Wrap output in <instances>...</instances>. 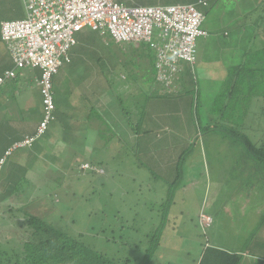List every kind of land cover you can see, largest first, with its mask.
I'll use <instances>...</instances> for the list:
<instances>
[{
  "label": "rangeland",
  "instance_id": "rangeland-1",
  "mask_svg": "<svg viewBox=\"0 0 264 264\" xmlns=\"http://www.w3.org/2000/svg\"><path fill=\"white\" fill-rule=\"evenodd\" d=\"M141 1L144 2L138 1L132 4L176 3L174 0ZM120 2L131 4L128 0H120ZM212 5V7L203 11L202 24L205 28H208L215 19H218L217 15L222 16L219 19L224 25H227V23L237 24L239 19L244 20V18L250 22V18L253 19L255 17L254 11L256 7H258V10L256 9V19L258 14H264L262 0H240L236 3L240 13L237 10L234 11L236 5L230 0H212ZM11 8H17L21 12L16 17H24L25 12L22 1L7 0L0 7V20L11 18L7 16ZM248 12L249 15L246 16L245 14ZM249 22H242L245 23L247 28L240 31L246 32L242 36V43H245V45L246 40L251 38V33L248 34L247 30L255 28ZM226 27L229 26L227 25ZM259 30H261V27ZM262 32L264 33V30ZM253 34L256 37L258 33L255 32ZM92 36V40L90 39L87 42L89 45H93L90 57H88L93 60L92 64H98L100 60L99 65H115L114 71L118 70L119 74L116 75V72H114L113 74L110 73V76L113 78L114 87L117 83L120 84L119 91L121 95H126L132 89L144 94L143 88H149L154 82L152 65L145 66L146 63H153L152 55H154L155 50L152 42L130 41L114 43L108 35L100 37L99 34L92 33ZM229 40L228 38V42ZM255 41L258 42L259 38H256ZM240 42L241 36L237 40L235 49L239 47ZM196 44L198 56L204 54V62H196L195 71L192 70L190 64L181 63L190 82L182 93L179 94L181 90L178 89V94H176L178 97H174L171 101L172 103L168 101L163 103L167 106L168 112L164 114V118L168 123L167 127L162 132H159L161 133L159 145L163 148L167 147V149L165 148L166 151L172 150L175 145H178L177 147L183 151L185 148L183 145H188V141H196L197 145L193 154H189L191 157L188 158V155V159L179 166L182 169L189 170V172H186V176L180 179L182 180L181 183L185 184H166V179H162L157 172L159 169L154 168L147 170L151 174L146 179L147 184L144 182L145 175L144 177H137L133 181L131 170L136 166H131V160L133 164H136L138 161L144 160V154H139L138 159L136 156H132L130 148L131 132L127 127V121L121 119L123 124L120 125L125 126L124 129L116 124L118 118L112 120L115 123L114 125L111 123L112 129H107L109 130L108 134H113L112 141L108 145L101 146L99 141L98 148L94 146L97 142L96 138L99 139V134L94 132V130L89 131L88 136L95 138V142L92 144V147H95V153L97 154L98 152L100 154L101 152L99 162L98 160L96 162L102 166L97 169L102 174L94 175V179L89 181L87 172H81V169L72 170L73 166L76 168L78 163L84 162L86 158L84 154L90 152L89 148L85 145L83 148L76 142L73 145L66 143L59 127V120H57V123L51 124L48 130L36 139L32 148H18L13 153V156L18 158V162L21 161L24 165L26 164L25 167L29 166L25 168L27 170L26 181L31 184L26 187V192L20 189L16 195L7 193L2 196V201H0V241L6 238L15 239L14 243L17 244L24 241L29 233L26 231V218L24 215L28 213L41 217L57 229L68 232L71 235L77 236L82 233L83 241L95 250L112 259L130 257L131 264H142L143 259L141 257L147 251L146 249L150 243L147 242L145 235L150 237L153 235L156 239H159L158 234L162 229L157 246L158 250L156 249L153 252L154 257L151 264H194L202 253V251L200 252V247H204L206 244V237L207 239L210 238V231L204 230L208 221L205 225L201 223V215L198 214L201 208L207 213H213L215 217L214 227L216 223L227 220L225 209L234 210L235 212L243 210L248 212V214L251 213L255 203L258 202L255 199H259L258 196L260 194H262L261 197L264 196L263 165L252 159L243 148H232L233 146H241L235 138L237 132L239 134L242 133L240 128H235V130L232 128L234 136L232 139L227 137L225 142L217 137L218 134L214 131L215 128L203 129L205 123L202 119H205V107L199 104L200 114L197 112L198 96H200L199 102L201 104H207L206 101L214 97V107L209 112L215 122L229 126L230 122H235L236 125L237 120L243 119L244 110L238 113L237 116H233V111L237 109V105L229 103V107L227 106V100L229 101L227 95L233 83V76L229 70L234 65L235 57L241 51L239 49L236 53L231 50L224 52L223 62L220 64L224 67L220 68L215 65V60L220 59V53L216 51L217 48H213V44L209 43V41L204 42L202 37L197 40ZM10 58L8 51L5 50L0 41L1 66L10 65ZM144 58L146 60H143ZM125 65H127V68L130 67L128 69L129 79L125 78L126 73L124 71L127 69ZM64 67L60 69V73L54 75V85L56 81H68L69 78L64 72ZM16 73L18 74L16 80L9 79L10 81L0 87V145L8 143L11 145L12 141L19 137L20 132L30 129L32 125L36 126L35 124L41 114L39 87L36 83L39 72L35 69L22 68L18 69ZM194 74L196 79H191ZM214 74L219 80L214 77ZM131 78L138 83L131 84ZM216 79L219 81L217 86H215ZM76 80V84L79 83L78 87L80 88L81 83L78 79ZM7 99L13 100V104L10 103L5 110ZM179 100H182L181 107L180 104L174 107L173 104H178ZM127 101L128 98L126 96L118 98L121 106H126ZM177 107L178 110H176ZM145 111L148 112L149 110L146 108ZM177 111L184 116H190L191 123L196 128V133H199V131L203 132L200 137H196L197 140L196 138L189 140L192 137L190 133L192 127H182L181 132L180 128H177L178 123H180L176 117ZM194 111L198 113L199 117L197 115L194 116ZM170 114L173 116H170ZM158 122L162 121L158 120ZM239 122H243L241 124L245 126V121L241 120ZM67 123L70 122L66 121ZM108 134L105 136L108 137ZM90 138L85 139L89 141ZM50 139L52 141H49ZM90 143H92V139ZM196 143L192 142L191 148ZM87 144L89 143L87 142ZM229 144L232 147H229ZM165 155L168 156V153ZM172 155L170 154V156ZM9 159L11 160V157ZM68 164L70 165V167L68 166L69 168L67 167ZM165 167L169 168L168 163L165 164ZM104 170L105 173H103ZM4 172H6L5 166L2 173L0 172L1 176ZM253 173L258 179L252 176ZM154 174L158 175V177L153 176ZM149 178L164 184L158 185L152 181L149 182ZM18 181H23V179L18 178ZM0 189L2 190L3 188L1 187ZM88 189L92 190V192H89ZM161 196H174L175 198L176 204H171L167 212L168 217L170 214H175L177 209H181L182 212L179 213L178 217H175L177 222L174 229L170 227L172 223L168 224L166 222V225H161L158 232L148 233L150 229L148 221L159 220L160 217L150 216L149 210L145 212L140 210L143 209L144 200L148 204L154 205L156 204L154 203L156 199L161 201ZM165 200L162 203H165ZM131 204L133 205L132 210L135 212L134 215H138L134 216L133 228L135 227L137 230L139 228L138 232L133 234V237H131V224L128 223L126 225L130 227L126 226L123 230L121 229V226L125 225L123 222L132 221ZM210 206L212 207L210 208ZM10 209L12 210L11 212H9ZM2 216L6 217L4 221L1 219ZM212 230L223 231L224 229L216 227L212 228ZM261 231H264V229L257 225L248 232V234L252 235L247 240L249 248L257 243L259 244L256 247L263 244L261 242L264 240V235L261 237ZM219 233L220 235L224 234V232ZM213 234H215L214 231ZM218 239L223 238L220 236ZM134 244H138L139 247L137 249L134 248ZM150 244L152 246L153 241ZM133 254L136 256L133 257ZM156 259H160L159 262ZM243 261L245 262L243 264H258L259 257H252L251 254H247Z\"/></svg>",
  "mask_w": 264,
  "mask_h": 264
},
{
  "label": "crops",
  "instance_id": "crops-1",
  "mask_svg": "<svg viewBox=\"0 0 264 264\" xmlns=\"http://www.w3.org/2000/svg\"><path fill=\"white\" fill-rule=\"evenodd\" d=\"M128 1H129V3H131V5H136V4H132V3H135L138 1L144 2L141 0H128ZM208 1H209V3L212 2V0H208ZM230 1H233V2L235 1V3H237L240 0H230ZM6 2H7V0H0V7L3 4H5ZM22 4H23V2H22ZM153 4H155V5H167V4H160V3H153ZM23 8H24V12H25V15H24V17H25L26 16V9L24 7V4H23ZM236 8L239 9V7L237 5H236ZM207 9H203L201 11H206ZM19 14H21L19 9L11 8V11L7 13V16H10L11 18L1 19L0 23L3 20H12V19L24 18V17H16ZM248 15L249 14H247L246 16H248ZM254 16L255 17L253 19L250 18V22L248 21V19H245V18L242 21L249 22L253 27H255V23H256V21H258V18L256 19L257 11H254ZM238 21H240V19ZM227 25L229 26V27H227L228 29L227 30L223 29L220 32H216L215 30L211 29L210 25L208 26V28L204 27V29H206L208 31V34H207V36L202 37L204 39V42L209 41V43L213 44V48H217L216 51L217 52L219 51L220 59L215 60L216 61L215 65L219 66L220 68L224 67V66L222 67L220 65L223 62L222 58H223L224 52L231 50L232 52L235 51V53H236L242 46L241 44H242L243 34L244 33L246 34V32L232 33V31L238 27L236 23H233V24L227 23ZM245 28H247L246 25L244 27H242L243 30ZM229 30H230V32H229ZM92 33L99 34L100 37H103V35L100 34L99 32L86 33V36L81 37V38H80V36H79L80 34H79L77 36V42L79 43V46H78V48H76L75 53L71 52L70 62L65 64V67L63 66L64 72H66L69 79L67 82L64 80H62L61 82H57V81L55 82V88L57 90L56 96H55L56 101H57L56 102V104H57V106H56L57 111L56 112H57V114H59L60 117H63V119H65L67 122H70L71 124L77 123L82 128L86 127V126H84L85 125L84 123H86L85 120L86 121L89 120L88 115L92 114L96 111L101 112L102 115L105 117V119L109 120V122L112 123L113 125L115 123L112 122V120L118 118V121L116 122V124L118 126H121L120 124H123L121 119L126 121L127 118L123 114V112L120 110V106H119V102H118V95L120 94V91H119L120 84L117 83L116 86L114 87L113 83H112L113 78L110 76V73L113 74L114 72H116V75H118L119 72H118V70L114 71L115 65H113V66H111V65L110 66L109 65L108 66H106V65L102 66V64L99 65L100 60L98 61V64L97 63L94 65L92 64L93 60L88 58V57H90L91 52L86 51V46H85V44L88 41H90V39L92 40V37H93ZM105 35H108V34H104V37H105ZM240 36H241L240 45L238 48L235 49V46L237 45V40H239ZM262 36H263V34H260V33L257 34L256 38H259V41L257 42V45H256L257 47H262V46H260V45H262V43H261L262 42ZM156 37H157V35L155 34L153 37L154 43L159 42V40ZM228 38L230 39L229 42H228ZM0 41H1V44H3L5 50H7L5 43L1 39V35H0ZM8 55L10 56L9 52H8ZM208 58H209V56H208ZM235 59H234V61H235L234 65L232 66L231 70H229V71H231V73L237 71V68H238V66H237L238 63L236 62ZM10 60H11V64L8 66L2 67L1 63H0V74L3 71L10 69L13 66L12 59L10 58ZM143 60H146V58H144ZM196 62H198V63L204 62V54H202V55L200 54L198 56V50H197V55H196V59H195L194 63L190 64L192 66L193 71H195ZM91 65H93V66H91ZM215 74H216V71H215ZM215 74H214V77H215ZM156 75H157V73H156ZM154 77H155V75H154ZM116 78H117V76H116ZM193 78L196 79L195 74L191 77V79H193ZM215 78H217L219 80V78L217 76ZM76 79H78V81L81 83L80 88L78 87L79 83L76 84L77 83ZM155 79L156 80L153 82V84H151V86L149 88L148 87L143 88V90L146 94L145 93L141 94L139 92H136L138 90H135V89L131 90V147H134L138 141L140 143V147H138V148L143 150L145 155L147 153L154 152L153 157L152 158L149 157L150 158V160H149L150 166L146 165L145 167H140L139 168L140 170H138V174L132 172L133 174H131V175H132V178H136L135 177L136 175H137V177H144V175H145L146 177H144V178L147 179L151 175L148 173L147 170L153 169V168L159 169V171H157V172L160 174L162 179H166V182H165L166 184L168 183L170 185H173V184L178 185L182 181L180 179L184 178L186 176V172H189V170L188 169H182V167H178V169H177V167H176L177 166V160L179 159L180 155L184 152L186 153V155L184 157V161H186V159L191 157V155H189V154H193V151L197 145L196 141H193L191 139L196 138V137H200L201 134H203V132L199 131V133H196V128L191 123L192 120H191L190 116L189 115L184 116L182 113H179L177 111L176 117L178 118V121L181 123V124L178 123L177 128H180V132L182 131V127H184V128L185 127H192L191 132H190L192 137L189 139V140H191V142L188 141L189 142L188 145H186V146L183 145V147H185L183 149V151L177 147L178 145H175L172 148V150H170V151L165 150V148L167 149V147L163 148L159 145L160 144L159 137L161 136V133H159V132H162L163 129L167 127V125H165V123L163 121L164 120L163 118H164V114H166L168 111L166 109L167 106L164 105L163 103L165 101L172 103L171 101L173 100V98L178 97L176 95V94H178L177 93L178 89L181 90L179 92V94L182 93L184 91V88L186 87L187 84H189L190 81L188 80L189 79L188 75L186 74V72H184V67L182 65L180 66V70L177 73H175L174 76H172L170 78V82H169L170 84L168 86H165V85L163 86V84H161L157 80V78H155ZM217 79L215 82V86H217L218 82H219ZM10 80H12V79H10ZM10 80H6L5 82H3V84H1L0 87L4 86L5 83L7 81H10ZM13 81H14V79H13ZM36 83H37V81H36ZM132 83H138V82L131 78V84ZM116 91H117V93H116ZM162 91L164 92V94L162 93ZM7 93H10V92H7ZM166 95H169V96L167 97ZM164 97H167V98H164ZM197 98H198V105H197L198 111H197V109H196V111L200 114L199 104H200V106L205 107V109H204L205 119H202L205 123L204 128H203L205 130V128H207L208 126H211V123L215 122L214 118L211 117V113L209 112V111L213 110L215 98L214 97L209 98V100L206 101L207 104H204V103L201 104V102H199L200 96H198ZM116 99H117V102H116ZM234 99L235 98H233V101L231 98L229 100L232 101L233 104H235ZM10 103L13 104V100L7 99V104L5 105V110H6L7 106L10 105ZM181 103H182V100H179L178 104H173V106L175 107V106L180 104V107H181ZM85 107H86V109H85ZM146 108L149 110L148 112L145 111ZM176 110H178V107ZM196 111H194V116H196V115L198 116V113ZM170 116H173V115L170 114ZM40 118H41V116H39V119ZM93 120H95V119H93ZM96 120H97V118H96ZM158 120H161L162 122H158ZM70 123H67V125H70ZM36 126L32 125L30 129H27L25 131L20 132V135H18L19 138L14 139L12 141L13 143H12V145H10V147H9V143L8 144H2L5 147L8 146L9 148H7V149L11 148L12 150L10 151V153L8 155H4L5 160L2 163L0 170L3 168V166H5V168H6L8 162L10 161V159L8 158L9 155L13 156V153L16 150L15 148H13L14 145L16 143L22 141L25 137L31 136L32 132L35 131ZM121 127L125 129V126H121ZM146 130H151V132L146 133L145 132ZM94 131L96 132L95 129H94ZM214 131L217 132L218 138H220L221 140H223L225 142L227 141V135H225L222 131H217L216 129ZM66 134L69 135L70 132L66 131L64 134V137L67 136ZM38 137L39 136H37L35 138V140ZM68 138L69 137L67 136V139ZM85 138L88 139L90 137L88 136V137H84V140L82 139L83 144L87 147L88 146L87 142L90 143L91 138L89 139V141H86ZM92 139L94 141L92 140V143H90V144H94V142H95V138L93 137ZM196 140H197V138H196ZM49 141H52V140L50 139ZM192 142L196 143V144L194 147L191 148ZM34 143H35V141L32 142V146L34 145ZM24 146H21L18 148H23ZM32 146H31V148H32ZM229 147H232V145L229 144ZM232 148L240 149V148L234 147V146ZM166 153H168V156L165 155ZM170 154H173V155L170 156ZM147 156H148V154H147ZM187 156H188V158H187ZM183 162L181 163V165L183 164ZM167 163L169 165V168L165 167V164H167ZM252 176L258 179V177L256 175H254V173L252 174ZM153 178H155V177H153ZM149 180H150V178H149ZM152 182L157 183L158 185L164 184L163 182L160 183V181H158V180H155ZM145 184H147L146 181H145ZM181 184H185V183H181ZM261 196H262V194H260L258 196L259 199H255V200H258V202L255 203V207L253 210H251L250 214H248V212H245L243 210L242 211L239 210V212H235L234 210L230 211V210L225 209V211H226L225 214H226L227 220L226 221L223 220L222 222H218V224L216 223L215 227L213 226V224L215 223V217H214L213 213L212 214L207 213L204 211V209L201 208L200 211L198 212V214H200V215L205 214L206 216L211 217L212 223L209 224L204 229V230L210 231V238L207 239V237H206V244L204 245V247H202V246L200 247L201 248L200 252L202 251V253H203L204 249L207 246H215V247L223 248L229 252L237 253L240 256H242L241 264L245 263L243 260H244V258H246L247 254H251L252 257H254V256H256L257 258L259 257L260 259H262L264 261V248H263L264 247V240H263V242H261V243H263L260 245L261 248H260V246L256 247L259 243L252 245V247H250V248L247 246L248 245L247 240L249 239V237L252 236L251 234H248V232L251 231V228L256 227L258 225L259 227L264 229V207H262V206H264V199H263L264 196L263 197H261ZM160 199H161V201L159 199H156L154 202L156 204H154V205L148 204V202L146 200H144L145 202H144L143 207H142L143 209L140 210V211H144V212L149 210L150 216H154L156 218L160 217L159 220L157 219L155 221H148V224L150 225V229H149L148 233L149 232L150 233L151 232H153V233L158 232L159 229L161 228V225L162 224L166 225V222H168V224L172 223V224H170V227L174 229L176 222H177L175 217H178L179 213L182 212L181 209H177L175 211L176 212L175 214H170L168 217L167 212H168L169 208L171 207V204L172 203L174 205L176 204L175 198H174V196H168V197H162ZM164 200H165V203H162ZM211 207L212 206H210V208ZM170 212H174V211H170ZM181 216H182V214H181ZM249 216L252 218H250ZM167 217H168V219H167ZM199 221H200V219H199ZM216 227H222L224 230L223 231L222 230H212V228H216ZM164 228H167V227H164ZM132 230H133V224L131 223V231ZM161 231H162V229L160 230V233H161ZM213 231L215 234H213ZM219 232H224V234L220 235ZM263 235H264V231H261V237ZM220 236H222L223 239H218ZM255 247H256V249H255ZM202 253H201V255H202ZM201 255L197 258V260L194 264H198ZM160 259H156V261L159 262Z\"/></svg>",
  "mask_w": 264,
  "mask_h": 264
},
{
  "label": "trees",
  "instance_id": "trees-1",
  "mask_svg": "<svg viewBox=\"0 0 264 264\" xmlns=\"http://www.w3.org/2000/svg\"><path fill=\"white\" fill-rule=\"evenodd\" d=\"M151 1L158 2L159 0H151ZM174 1L176 3H172V4H187V3L194 4L199 10H203L207 8L209 9L210 7L213 6L212 2L209 3L208 0H187V1L174 0ZM262 2H263L262 10L264 13V0H262ZM126 5H131V4H126ZM136 5H155V4H136ZM257 8L258 7L255 8V11ZM235 10H237L240 13L239 9H237L236 7L234 11ZM247 14H249V12L246 13L245 15ZM217 17L218 19H215V21L210 24L211 25L210 28L215 30L216 32H220L223 29L227 30L228 29L226 27L227 25H224V23H222V21L219 19L222 16L217 15ZM242 22L244 21L242 20L237 21L238 27L234 29L232 33H237L243 30L242 27L245 26V23H242ZM202 27H203V24H202ZM260 27H261V30H259ZM263 30H264V14L263 15L259 14L258 21H256L255 23V28H252V29L250 28L249 30H247L248 34L251 33L250 34L251 38L246 40V45L245 43L241 44L242 45L240 48L241 53L235 57L236 58L235 60L238 63L237 65L238 68H237V71L232 73L233 83H232L231 90L229 91L227 95L228 99L231 98L232 101H233V98H235L234 105H237V109H234L233 116H237L238 113H240L243 110L245 111V115L243 119H241L242 121L246 122L245 126L241 124L243 122H239L241 120L239 121L237 120L236 125H235V122L234 123L230 122L231 124L229 126L214 122V123H211V126H208L207 128H205V130L213 127L217 131H222L225 135H227L228 138L232 139V137L234 136L233 135L234 132L232 128L234 130L235 128H238V129L240 128L242 133L239 134V132H237V135H235L236 140H238L237 142H239L241 145V146L237 145L238 148L240 149L243 148L252 159L258 161L264 167V33L262 32ZM85 31L86 33L97 32V31H93L90 29H85L78 33V35L80 34L79 35L80 38L86 36ZM205 31L208 34V31L206 29ZM255 32L263 34L262 42H261L263 43L262 47L256 46L257 42L255 41V38L257 36L255 37L253 34ZM78 46H79V43L77 42L71 48L70 54L71 52L75 53L76 48H78ZM85 46H86V51L92 52L93 45H89L88 43H86ZM152 58H153V63L152 64L146 63L145 66L147 67L148 65H152L154 69V75H155V77L153 75V79L155 81L156 73H157V69L155 68V62L157 60L156 52L154 53V55H152ZM150 60L152 59L150 58ZM69 62L62 60V63L59 66L57 73H60L61 72L60 69L63 68L62 66H64L65 64ZM125 67L127 68V65H125ZM26 68L31 69L29 67H26ZM128 69H130V67H128L124 71V73H126V77H125L126 79L130 78L128 77V74H129ZM35 70L39 72V76H38V79H36V81L39 87L38 93L40 96V104H41V114H40L41 118L36 123L37 126L35 128V131L32 132L31 136L36 134L37 127L39 123L42 121L44 114H45L44 106L42 103V94H41L40 84H39V78L41 76V72L39 69H35ZM3 72L0 75H2ZM258 76L260 77L256 78ZM17 77H18V74L16 73V76L12 78V80L13 79L16 80ZM52 84H53L52 85L53 98L55 102V109L53 111L54 119L49 122L45 131L48 130L51 124L57 123L58 122L57 120H59V127L62 132V135L64 136L66 131L70 132L69 134L70 136L66 134L69 137L68 139H67V136L64 137L66 143L73 145L76 142L80 146H83L84 148L82 139L84 137H88L89 131L95 129L96 133L99 134V139L98 138L96 139L97 142H96V145L94 144V146H97L99 144L98 143L99 141L101 142V146L108 145L112 141V138H113V134L107 133L109 131L107 129L108 128L112 129L113 127L111 123L109 122V120L105 119V117L102 115L101 112L96 111L88 115L89 120L88 121L85 120L86 122L84 123L85 124L84 126H86L85 128L80 127V125L77 123L76 124L73 123L71 124V126L67 125L66 120L63 119V117H60L59 114H57L56 112L57 111V107H56L57 101H56L55 96H56L57 90L53 83V78H52ZM122 96H126L128 98V101H127L128 103L126 106H121V103H119V106H120V110L123 112V114L127 118L126 120L128 124L127 127L129 128V131L131 132V91L127 92L126 95L124 94L121 95L120 93V97ZM120 97L118 95V98ZM232 101L227 100L228 107L230 105L229 102L233 104ZM95 117L97 118V120ZM163 119H164L163 121L165 122V125H167L168 123L167 120L165 118ZM214 124H216L217 127ZM44 132L42 134H44ZM145 132L149 133L151 132V130H146ZM42 134H40L39 137ZM106 134H108L107 135L108 137L105 136ZM103 142L105 143L102 144ZM31 146H32V143L30 145H25L23 148H27ZM94 146L92 147V144L89 143L87 147L89 148L90 152L88 154H84L86 157L84 162L83 163L80 162L77 164L76 168L74 166L72 168V170L81 169L80 170L81 172H84V171L87 172L89 175L87 176V179H89V181H92L94 179V175L102 174L97 171V169L102 166L98 165V163L96 162L97 160L99 162V157H101V152L100 154H98V152L96 154ZM9 147L0 145V158L5 155V151ZM138 147H140V143L138 141L134 147H131L130 145L131 154L132 156L133 155L136 156L137 159L139 158L138 157L139 154H144L143 150H141ZM17 148L18 147H16L15 149ZM147 154L146 155L144 154V160H140L136 164H133V161L131 160V166L133 165L136 166L134 169L131 170V174H133L132 172L138 174V170H140L139 169L140 167H145L146 165L147 166L150 165L149 160L150 158L153 157L154 152L147 153ZM185 155H186L185 152L182 153L179 159L177 160V166H176L177 169L181 165V163L184 161ZM10 156L11 155H9V157ZM17 159L18 158L16 156L15 157L11 156V160L8 162L6 166V172H4L2 176L0 174V188L1 187L3 188L2 190L0 189V201H2V196H5L7 193L16 195V193H18L20 189L26 192V189H27L26 187H28V185L31 184V183H27L26 181L27 180L26 178L27 170H25V168H28L29 166L25 167L26 164L24 165V163H22L21 161L18 162ZM100 162H102V160H100ZM85 163L89 164V166L86 168L83 167V164ZM70 165L68 164L67 167L68 166L70 167ZM3 168L0 170L1 173L3 171ZM103 173H105V170ZM153 176L158 177V175L156 174H154ZM135 177L136 178H132L133 181L134 179H137V175ZM18 178H22L23 181H18ZM145 181L147 182L146 179L144 180V182ZM151 181H155V179L153 180L150 179L149 182ZM88 191L92 192V190H89V189ZM132 206L133 205L131 204V216L133 217V218L131 217L132 221L123 222L125 225L121 226L122 230L126 226L130 227L126 225L128 223L129 224L132 223L134 225V222H133L135 221L134 216H138L137 214L133 215L135 214V212L134 210H132L133 208ZM11 211L12 210L10 209L9 212ZM24 215L26 218L25 220V225L27 227L26 231H28L29 233L27 234L26 239L24 241L18 243L20 245H18L17 243H14L15 239L6 238L0 241V264H131L130 257H124L122 259H112V258L107 257L105 254L95 250L93 247H91L90 245H88L87 243L83 241L82 233H79L77 236L71 235L68 232L57 229L52 224L48 223L47 221H45L44 219H42L41 217L37 215H31L28 213L27 214L25 213ZM2 217L1 219L4 221L6 217L4 216ZM138 230L137 228L134 227L133 230L131 231V237H133V234L138 232ZM160 234L161 233L158 234L159 239H160ZM145 237H146L147 242L151 243V241H153V244L151 246V244L149 243V247L146 249L147 251L144 253V255H142L141 257L143 259L142 264H151L153 262V257H154L153 252L158 248L157 246L159 244V239H156L153 235L152 237H150L149 235L147 236L145 235ZM138 247H139L138 244H134V248L137 249ZM135 256L136 255L133 254V257ZM241 261H242V256H240L237 253L229 252L223 248H219L215 246H207L204 249L200 257L198 264H241ZM258 264H264V261L259 258Z\"/></svg>",
  "mask_w": 264,
  "mask_h": 264
},
{
  "label": "built area",
  "instance_id": "built-area-1",
  "mask_svg": "<svg viewBox=\"0 0 264 264\" xmlns=\"http://www.w3.org/2000/svg\"><path fill=\"white\" fill-rule=\"evenodd\" d=\"M26 16L3 20L0 35L10 54L13 67L0 75V84L16 76V70L39 69L44 117L36 134L25 137L13 148L30 145L54 119L55 102L52 78L62 60L70 61V50L80 31L90 29L108 34L117 43L148 41L153 43L157 60V80L168 86L180 70L181 62L194 63L196 40L206 36L204 15L194 4L126 5L117 0H22ZM157 35L159 42L154 43ZM12 149H7L8 155ZM5 156L0 158V167ZM89 164H83L88 167ZM207 226L211 217L201 215Z\"/></svg>",
  "mask_w": 264,
  "mask_h": 264
},
{
  "label": "clouds",
  "instance_id": "clouds-1",
  "mask_svg": "<svg viewBox=\"0 0 264 264\" xmlns=\"http://www.w3.org/2000/svg\"><path fill=\"white\" fill-rule=\"evenodd\" d=\"M196 4H198V3H196ZM167 5H170V4H167ZM199 10V9H198ZM201 11V10H200ZM202 12V11H201ZM203 13V12H202ZM204 28V27H203ZM102 35H104V34H102ZM110 36V35H109ZM205 37V36H204ZM110 38H111V36H110ZM199 38H201V37H199ZM199 38H197V40L199 39ZM112 39V38H111ZM113 40V39H112ZM197 40H196V42H197ZM141 41H143V40H141ZM113 42L114 43H117V42H115L114 40H113ZM146 42H148V41H146ZM153 44V43H152ZM196 46H197V44H196ZM182 63V62H181Z\"/></svg>",
  "mask_w": 264,
  "mask_h": 264
}]
</instances>
